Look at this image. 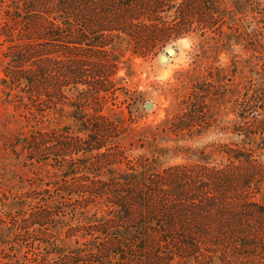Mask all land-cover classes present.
Returning a JSON list of instances; mask_svg holds the SVG:
<instances>
[{"label": "rangeland", "instance_id": "1", "mask_svg": "<svg viewBox=\"0 0 264 264\" xmlns=\"http://www.w3.org/2000/svg\"><path fill=\"white\" fill-rule=\"evenodd\" d=\"M10 1L0 0V23L7 19ZM220 1L226 17L222 33L197 26L195 15L188 32L171 37L152 51H135L122 35L113 45L119 62L108 77L97 78L90 87L78 84V90L66 86L64 93L49 86L51 94H45L40 105L3 80L10 42L0 35V264H71L64 262L63 254L100 252L96 247L101 239L84 224L106 214L104 199L88 205L68 202L62 208L57 202L46 208L50 211L43 225L34 224L33 212L45 208L48 201L62 200L56 195L49 198L50 193L92 188L94 179H108L112 172L218 166L228 161V147L253 150L264 163V123L259 122L263 103L254 101L245 118L240 114V103L264 89V50L260 46L264 43V0ZM256 45L260 47L255 50ZM168 47L174 51L168 59H160ZM195 102L200 107L192 113L194 125L173 130L172 123ZM93 115L107 119L101 133L106 146L100 149L110 148L107 158H94L96 150L74 149L86 146L91 132L85 121L91 122ZM33 131L44 135L39 158L24 142ZM68 141L73 148L64 152L62 143ZM261 197L257 194L254 198ZM207 248L161 257L140 250L136 263L106 251V263L264 264L256 252L245 254L227 239L217 237ZM89 255L73 264H85L86 260L87 264H100L105 258Z\"/></svg>", "mask_w": 264, "mask_h": 264}, {"label": "trees", "instance_id": "2", "mask_svg": "<svg viewBox=\"0 0 264 264\" xmlns=\"http://www.w3.org/2000/svg\"><path fill=\"white\" fill-rule=\"evenodd\" d=\"M5 14L0 35L10 44L5 52L3 80L10 87L20 88L37 105L45 94H51L49 86L64 93L66 86L78 90V84L90 87L97 78L108 77L119 62L113 45L116 39H123L122 35L135 51H152L171 37L188 32L195 15L197 26L213 32L222 33L226 22L220 0H11ZM260 46L264 50V43ZM254 101H261L264 110V89L240 103L241 117H246ZM199 107L200 103H192L172 123L173 130L193 126L192 113ZM262 116L260 123H264ZM91 117L85 124L92 135L89 133L85 147L80 144L74 149L96 150L94 158H107L110 148L100 151L106 146L101 133L107 119ZM43 136L33 131L24 137L34 157L41 156ZM62 144L64 152L73 148L70 141ZM226 153L228 161L218 166L196 164L192 169L178 166L162 172L132 168L119 175L112 172L108 179H94L96 186L92 188L50 193L49 198L56 195L62 200L48 201L45 208L33 212V223L43 225L50 211L46 208L57 202L62 208L68 202L88 205L104 199L106 214L84 224L96 239H101L96 247L100 252L63 254L64 262L71 264L89 254L105 257L99 262L107 264L106 251L120 254L130 263L138 262L140 250L153 251L159 257L179 251L199 252L202 248L209 250L207 245L217 237L227 239L245 254L256 252V257L264 259V163L253 150L240 146L228 147ZM257 194L262 197L254 198ZM37 211L40 214L35 215ZM128 253L130 257L125 258Z\"/></svg>", "mask_w": 264, "mask_h": 264}, {"label": "water", "instance_id": "3", "mask_svg": "<svg viewBox=\"0 0 264 264\" xmlns=\"http://www.w3.org/2000/svg\"><path fill=\"white\" fill-rule=\"evenodd\" d=\"M174 51L173 47H168L167 52L160 55V59H163L167 57L168 54L172 53ZM151 103H147V107H150Z\"/></svg>", "mask_w": 264, "mask_h": 264}, {"label": "bare ground", "instance_id": "4", "mask_svg": "<svg viewBox=\"0 0 264 264\" xmlns=\"http://www.w3.org/2000/svg\"><path fill=\"white\" fill-rule=\"evenodd\" d=\"M166 59H168V55H167V57L163 58L162 60H166Z\"/></svg>", "mask_w": 264, "mask_h": 264}]
</instances>
